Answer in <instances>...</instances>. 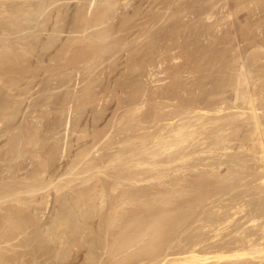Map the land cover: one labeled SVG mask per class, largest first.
<instances>
[{"label": "rangeland", "instance_id": "rangeland-1", "mask_svg": "<svg viewBox=\"0 0 264 264\" xmlns=\"http://www.w3.org/2000/svg\"><path fill=\"white\" fill-rule=\"evenodd\" d=\"M48 1L0 0V264H264V0Z\"/></svg>", "mask_w": 264, "mask_h": 264}, {"label": "bare ground", "instance_id": "bare-ground-1", "mask_svg": "<svg viewBox=\"0 0 264 264\" xmlns=\"http://www.w3.org/2000/svg\"><path fill=\"white\" fill-rule=\"evenodd\" d=\"M43 1H44V0H43ZM43 1L41 0V2H43ZM17 2H18V1H17ZM25 2H26V1H25ZM39 2H40V1H39ZM45 2H46V0H45ZM47 2H49V1L47 0ZM47 2H46V3H47ZM93 2H94V0H93ZM46 3H45V4H46ZM96 3H97V1H96ZM103 3H104V2H103ZM45 4L43 3V5H45ZM26 5H27V4H26ZM33 5H34V4H33ZM36 5H37V4H36ZM39 6H40V4H39ZM48 7H49V5H48ZM38 8H39V7H38ZM88 9H89V8H88ZM108 9H109V8H108ZM110 9H111V8H110ZM42 10H43V9H42ZM37 11H38V10H37ZM39 11H40V10H39ZM88 11H89V10H88ZM230 11H231V10H230ZM24 13H25V14L22 15V16H25V15H26V12H24ZM231 13H232V12H231ZM210 15H212V14H210ZM213 15H215V14H213ZM222 15H223V14H222ZM22 16H21V17H22ZM26 16H28V14H27ZM26 16H25V17H26ZM29 16H30V15H29ZM104 16H105V15H104ZM230 16H231V14L229 13V16H228V17H230ZM98 17H99V16H98ZM207 17H208V16H207ZM23 18H24V17H23ZM23 18H22V19H23ZM62 18H63V17H62ZM232 18H233V16H232ZM54 19H55V18H54ZM103 19H104V18H102L101 20H103ZM209 19H210V17H209ZM209 19H208V20H209ZM211 19H213V18L211 17ZM227 19H228V18H227ZM25 20H26V18H25ZM63 20H64V19H63ZM98 20H99V19H98ZM217 20H218V19H217ZM234 20H235V19H234ZM43 21H44V20H43ZM92 21H94V20H92ZM94 22H95V21H94ZM37 23H38V22H37ZM41 23H42V22H41ZM160 23H161V22H160ZM160 23H159V24H160ZM61 24H62V23H61ZM101 24H102V23H101ZM96 25H97V24H96ZM103 25H104V24H103ZM103 25H102V26H103ZM40 26H41V25H40ZM100 26H101V25H100ZM210 26H212V25H210ZM91 27H92V25H91ZM97 27H98V25H97ZM11 30H12V29H11ZM53 30H54V29H53ZM88 30H90V29H88ZM53 32H55V31H53ZM97 32H98V31H97ZM99 32H100V31H99ZM234 32H235V31H234ZM108 33H109V32H108ZM237 34H238V33H237ZM52 35H53V34H52ZM96 35H97V34H96ZM117 35H118V34H117ZM234 35H235V34H234ZM26 36H27V35H26ZM170 36H171V34H170ZM103 38H104V37H103ZM236 38H237V37H236ZM99 39H100V38H99ZM102 40H103V39H102ZM236 40H237V39H236ZM57 43H58V42H57ZM152 44H153V43H152ZM238 46H240V45H238ZM239 50H240V49H239ZM30 51H31V50H30ZM242 51H243V50H241V52H242ZM238 52H239V51H238ZM241 52H239V54H238V57H239V58H240V56H241V60H240L241 65H240V68H239V69H240V70H239L240 73L236 71L237 73L240 74V76L237 75V77H238V78H239V77H240V78L242 77V78L244 79V83H245V85H244V83H241V84H243L244 86L249 87L248 85L251 84V83H250V80H251V79H250V75H251V73L249 74V72H250V71H249V70H250V64H251V63H250V64H247V61L245 60V58H244V56H243V54H242ZM244 54H245V53H244ZM214 60H215V59H214ZM248 63H249V62H248ZM170 64H171V63H170ZM236 64H237V63H236ZM221 65H222V64H221ZM232 66H233V64H232ZM173 67H174V66H173ZM92 68H93V67H92ZM166 68H167V67H166ZM230 70H231V69H230ZM252 71H253V70H252ZM252 71H251V72H252ZM161 72H162V71H161ZM253 72H254V71H253ZM177 74H178V73H177ZM242 78H241V79H242ZM251 78H252V77H251ZM241 79H238L237 82H241V81H242ZM249 79H250V80H249ZM252 79H253V78H252ZM255 79H256V78H255ZM239 80H240V81H239ZM253 80H254V79H253ZM254 81H255V80H254ZM254 81H253V84H254ZM242 82H243V81H242ZM256 83H257V82H256ZM237 84H239V83H237ZM160 86H161V85H160ZM188 86H189V85H188ZM216 86H217V85H216ZM239 86H240V85H239ZM241 86H242V85H241ZM241 86H240V87H241ZM250 86H251V85H250ZM218 87H219V86H218ZM218 87H215V88H218ZM240 87H237V88H240ZM247 87L245 88L246 90H247ZM253 87H254V86H253ZM253 87H252V88H253ZM165 88H166V87H165ZM221 88H222V87H220V89H221ZM234 88H235V87H234ZM242 88H243V87H242ZM242 88H241V89H242ZM252 88H251V90H252ZM139 89H140V88H139ZM218 89H219V88H218ZM248 89H249V88H248ZM165 90H166V89H165ZM235 90H236V89H235ZM253 90H254V89H253ZM253 90H252V91H253ZM156 91H157V90H156ZM229 91H230V90H229ZM231 91H232V90H231ZM236 91H237V90H236ZM239 91H240V90H239ZM247 91H248L247 93H245L246 91H245V92L242 91L243 93H245V96H246V94H248V95L251 94V93H249V90H247ZM252 91H251V92H252ZM237 92H238V91H237ZM253 92H254V91H253ZM253 92H252V93H253ZM164 93H165V92H164ZM239 93H240V92H239ZM207 94H208V93H207ZM235 94H236V93H235ZM237 94H238V93H237ZM237 94H236V96H235L236 98H237V96L240 97V95H241L242 93L239 94V95H237ZM152 95H153V94H152ZM230 95H231V94H230ZM248 95H247V96H248ZM73 96H74V95H73ZM228 96H229V95H228ZM247 96H246V98H248ZM239 97H238V98H239ZM243 97H244V95H243ZM249 97H250V96H249ZM238 98H237V99H238ZM240 99H244V100H245V98H240ZM218 100H219V99H218ZM244 100H243V101H244ZM249 100H250V102H249ZM249 100H248V106H249V104H251L250 106H252V109L254 110L253 113H255L256 110H258V109H257V106L255 105V102H257V101L254 102V100H256V99H255V97L253 98V95L251 96V98H250ZM72 101H73V100H72ZM168 101H169V100H168ZM170 101H171V100H170ZM246 101H247V100L244 101L245 104H246ZM198 102H199V101H198ZM224 103H225V102H224ZM244 103H243V104H244ZM234 104H235V103H234ZM240 105H241V104H240ZM259 105H260V104H259ZM162 106H163V105H162ZM189 106H190V105H189ZM219 106H220V105H219ZM228 106H229V105H228ZM238 106H239V105H238ZM234 107H235V105H234ZM167 108H168V107H167ZM167 108H164V109L167 110ZM209 108H210V107H209ZM230 108H231V107H230ZM241 108H242V107H241ZM243 109H244V108H243ZM247 109H248V108H247ZM249 109H250V108H249ZM191 110H192V109H191ZM198 110H199V109H198ZM253 110H252V111H253ZM261 110H262V109H260V111H261ZM163 111H164V110H163ZM176 113H177V112H176ZM246 113H247V112H246ZM251 113H252V112H251ZM259 113H260V112H258V114H257V112H256V114H254L255 116L252 115V114H250V115H252V116H253V119H255L256 116H259ZM262 113H263V112H262ZM238 114H240V113H238ZM242 115H243V113H242ZM260 115H263V114H260ZM174 116H175V115H174ZM185 116H186V115H185ZM202 116H204V115H202ZM235 116H236V114H235ZM245 116H246V114H245ZM263 116H264V115H263ZM181 117H182V116H181ZM241 117H242V116H241ZM241 117H240V118H241ZM250 117H251V116H250ZM250 117H249V118H250ZM226 118H227V117H226ZM247 118H248V117H247ZM247 118H246V119H247ZM258 118H259V117H258ZM192 119H193V118H192ZM192 119H191V120H192ZM201 119H202V118H201ZM263 119H264V118H263ZM263 119H262V120H263ZM194 120H195V119H194ZM215 120H216V119H215ZM217 120H218V119H217ZM247 120H248V119H247ZM251 120H252V119H250V122H251ZM255 120H257V119H255ZM170 121H172V120H170ZM197 121H198V120H197ZM200 121H201V120H200ZM252 121H253V120H252ZM260 121H261V119H260ZM260 121H259V120H257L256 122L253 121V122H255L254 124H256V125H255V127H256L255 131H256V132L254 131L255 135H252V134H251V136H250V135H249V134H250L249 132H248V133H249L248 135H249L251 138H252L253 136H255V139H254V137H253V139L256 140V142L253 143V142H254L253 139H252L253 141H250L251 143H253V145H252V149H253V146H255L256 148L259 146V147H260L259 150L262 149V154H263V156H264V127H262V125L264 124V122L262 123V121H261V123H262V125H261V124H260ZM253 122H251V123H253ZM196 123H197V122H196ZM224 123H225V122H224ZM178 124H179V123H178ZM211 124H212V123H211ZM254 124H253V125H254ZM179 126H180V125H179ZM117 127H118V125H117ZM180 127H181V126H180ZM186 127H187V125L185 126V129L182 128L181 130H180V128H179V132H180V134H181V131H182V130H183V131L186 130ZM241 127H242V126H241ZM241 127H240V128H241ZM202 128H203V127H202ZM233 128H234V127H233ZM237 128H238V127H237ZM240 128H239V129H240ZM242 128H243V127H242ZM247 128H248V126H247ZM247 128H246V129H247ZM250 128H251V127H250ZM193 129H194V127H193ZM200 129H201V128H199V130H200ZM221 129H222V128H221ZM235 129H236V128H235ZM54 130H55V129H54ZM197 130H198V129H197ZM197 130H196V131H197ZM250 130H251V129H250ZM37 131H38V130H37ZM42 131H43V130H42ZM174 131H175V130H174ZM174 131H173V132H174ZM177 131H178V130H177ZM177 131H176V132H177ZM183 131H182V134L184 133ZM192 131H193V130H192ZM192 131H191V132H192ZM218 131H219V130H218ZM228 131H229V130H228ZM228 131H227V132H228ZM242 131H243V130H242ZM245 131L247 132V130H245ZM179 132H178V133H179ZM185 132L188 133L187 131H185ZM220 132H221V131H220ZM223 132H225V130H224ZM233 132H234V131L232 130V133H233ZM239 132H241V131H239ZM186 133H185L184 135L181 134V136H182V137H183V136L185 137ZM192 133H195V132H192ZM192 133H190V135H191ZM256 133H257V135H256ZM171 134H172V133H171ZM173 134H174V133H173ZM222 134H223V133H222ZM228 134H229V133H228ZM228 134H227V135H228ZM245 134H246V133H245ZM210 135H211V134H210ZM213 135H214V134H213ZM230 135H231V133H230ZM230 135H229V136H230ZM246 135H247V134H246ZM177 136H178V135H177ZM203 136H204V135H203ZM216 136H217V135H216ZM229 136H227V137H229ZM242 136H243V134H242ZM182 137H181V138H182ZM184 137H183V138H184ZM186 137H187V136H186ZM217 137H218V136H217ZM231 137H232V135H231ZM243 137H245V136H243ZM246 137H248V136H246ZM54 138H55V137H54ZM172 138H173V137H172ZM188 138H189V136H188ZM213 138H214V137H213ZM225 138H226V137H225ZM167 139H169V137H168ZM179 139H180V138H179ZM249 139H250V138H249ZM175 140H176V139H175ZM183 140H184V141H183V143H184V142H185V139H183ZM187 140H188V139H187ZM46 141H47V140H46ZM176 141H177V140H176ZM213 141H214V140H213ZM221 141H222V140H221ZM226 141H227V140H226ZM234 141H235V140H234ZM179 142H180V141H179ZM239 142H240V141H239ZM247 142H248V141H247ZM250 142H249L248 144H251ZM122 143H123V142H122ZM226 143H227V142H226ZM228 143H230V142H228ZM168 145H170V144H168ZM180 145H181V144H180ZM200 145H201V144H200ZM216 145H219V144L216 143ZM216 145H215V146H216ZM245 145H246V144H245ZM232 146H233V145H232ZM240 146H241V145H240ZM240 146H239V147H240ZM242 146H244V145H242ZM149 147H150V146H149ZM164 147H165V146H164ZM210 147H212V146H210ZM210 147H209V148H210ZM226 147H227V146H226ZM131 148H132V147H131ZM167 148H168V146H167ZM216 148H217V147H215V149H216ZM195 149H196V148H195ZM204 149H205V148H204ZM207 149H208V148H207ZM227 149H228V148H227ZM227 149H226V150H227ZM238 149H239V148H238ZM241 149H242V147H241ZM212 150H213V149H212ZM228 150H229V149H228ZM233 150H234V149H233ZM85 151H86V150H85ZM156 151H157V150H156ZM203 151H204V150H203ZM206 151H207V150H206ZM208 151H210V150H208ZM213 151H214V150H213ZM217 151H218V150H217ZM220 151H221V150H220ZM252 151H253V150H252ZM215 152H216V151H215ZM215 152H213V153H215ZM239 152H240V151H239ZM260 152H261V151H260ZM86 153H87V152H86ZM210 153H211V151H210ZM236 153H238V152H236ZM255 153H256V150H255ZM223 154H224V153H223ZM242 154H243V153H242ZM242 154H241V155H242ZM256 155H258V154L256 153ZM79 156H80V155H79ZM153 157H154V156H153ZM96 159H97V158H96ZM148 160H149V159H148ZM145 163H146V162H145ZM148 163H149V162H148ZM136 164H137V163H136ZM220 164H221V163H220ZM240 164H241V163H240ZM150 165H151V164H150ZM150 165H149V166H150ZM154 165H155V164H154ZM226 165H227V164H226ZM137 166H138V165H137ZM151 166H152V165H151ZM211 166H212V165H211ZM232 166H233V165H232ZM242 166H243V165H242ZM76 167H77V166H76ZM153 167H154V166H153ZM205 167H207V166H205ZM213 167H214V166H213ZM218 167H219V166H218ZM220 167H221V166H220ZM263 167H264V166H263ZM155 168H156V167H155ZM155 168H154V169H155ZM75 169H76V168H75ZM242 169H243V168H242ZM263 169H264V168H263ZM214 170H215V169H214ZM214 170H213V171H214ZM217 170H218V169H217ZM220 170H221V169H220ZM47 171H48V170H47ZM237 171H238V170H237ZM72 172H73V170H72ZM220 172H221V171H220ZM45 173H46V172H45ZM213 173H214V172H213ZM232 174H233V173H232ZM243 175H244V174H243ZM39 176H40V174H39ZM221 176H222V175H221ZM231 177H232V176H231ZM61 178H62V177H61ZM48 179H49V178H48ZM247 179H249V178H247ZM139 180H140V179H139ZM262 180H263V178H262ZM242 181H244V180H242ZM260 181H261V180H260ZM263 181H264V180H263ZM82 183H83V182H82ZM94 183H95V182H94ZM248 183H249V182H248ZM256 183H258V182H256ZM70 184H71V183H70ZM57 185H58V184H57ZM57 185H56V186H57ZM96 185H97V184H96ZM245 185H246V184H245ZM103 186H104V185H103ZM242 187H243V186H242ZM22 188H23V187H22ZM95 188H96V187H95ZM32 189H33V188H32ZM98 189H99V188H98ZM10 190H11V189H10ZM56 190H57V189H56ZM90 190H91V189H90ZM258 190H259V189H258ZM104 191H105V190L102 188L101 190H99V193H98V194L95 193V196H94V197H93V195L91 194V195H92V198H91V196H90L91 201H90V199H89V201H90L89 204H91V205H90V208L88 207L91 211H94L95 209H96L95 211H99L101 208L104 207L105 202H106V200H104V198H105V197H104V194H105ZM256 191H257V190H256ZM97 192H98V191H97ZM92 193H94V192H92ZM96 194H97V195H96ZM56 195H57V194H56ZM75 195H76V194H75ZM75 195H74V196H75ZM77 195H78V194H77ZM156 195H157V194H156ZM166 195H167V194H166ZM181 195H182V194H181ZM167 196H168V195H167ZM78 197H79V196H78ZM103 197H104V198H103ZM155 197H156V196H155ZM163 197H164V196H163ZM67 198H68V197H67ZM73 198L76 200L75 197H73ZM79 198H80V197H79ZM68 199H70V197H69ZM68 199H66L65 202H68V203H69V200H68ZM115 199H116V198H115ZM152 199H153V198H152ZM167 199H168V198H167ZM32 200H33V199H32ZM79 200H80V199H79ZM71 201H72V200H71ZM84 201H85V200H84ZM165 201H166V200H165ZM171 201H172V200H171ZM72 202H73V201H72ZM75 202H76V201H75ZM80 202H81V201H80ZM80 202H79V203H80ZM79 203H78V201H77V204L80 206ZM82 203H83V202H82ZM125 203H126V202H125ZM154 203H155V202H154ZM70 204H71V203H70ZM70 204H69V205H70ZM72 204H73V203H72ZM72 204H71V206H70V210L73 209V208H71V207L74 206V205L72 206ZM75 204H76V203H75ZM106 204H107V203H106ZM117 204H118V203H117ZM128 204H129V203H128ZM163 204H165V203H163ZM168 204H169V203H168ZM168 204H167V205H168ZM241 204H242V203H241ZM64 205H66L65 209L69 207L68 204H64ZM67 205H68V207H67ZM84 205H85V207L87 208L88 205H87L86 202H85V204L83 203V206H84ZM86 205H87V206H86ZM120 205H121V204H120ZM122 205H123V204H122ZM132 205H133V204H132ZM75 206H76V205H75ZM79 206H76V207L79 208ZM81 206H82V205H81ZM83 206H82V209L84 208ZM105 206L107 207V205H105ZM141 206H142V205H141ZM218 206H219V205H218ZM243 206H244V205H243ZM57 207H58V206H57ZM106 207H104L103 209L105 210ZM78 208H76V209H78ZM80 208H81V207H80ZM80 208H79V209H80ZM88 208H87V209L84 208V209L82 210V211L84 212V214L89 213V212H87V211H88ZM236 208H237V207H236ZM244 208H247V207H244ZM66 210H67V209H66ZM80 210H81V209H80ZM80 210H78V212H79ZM84 210H86V213H85ZM90 210H89V211H90ZM175 210H176V209H175ZM67 211H69V208H68ZM73 211H74V210H73ZM75 211H76V210H75ZM91 211H90V212H91ZM95 211H94V212H95ZM101 211H102V210H101ZM127 211H128V210H127ZM64 212H65V211H64ZM78 212H77V214H78ZM104 212H105V211H104ZM104 212H103V213H104ZM243 212H244V211H243ZM67 213L70 214V212H67ZM79 213H80V212H79ZM92 213H93V212H92ZM103 213H102V214H103ZM165 213H166V212H165ZM71 214H72V213H71ZM84 214L81 213L82 216H83ZM90 214H91V213H90ZM90 214H88V216H90ZM93 214H95V213H93ZM104 214H105V213H104ZM155 214H156V213H155ZM236 214H237V213H236ZM254 214H255V213H254ZM65 215H67L66 218H69V219H70L71 216H73V215H71V216L68 217V214L64 213V216H65ZM78 215H80V214H78ZM163 215H164V214H163ZM251 215H252V214H251ZM11 216H12V215H11ZM64 216H61V217H64ZM91 216H92V215H91ZM97 216H98V212H97ZM99 216H100V215H99ZM170 216H171V215H170ZM263 216H264V215H263ZM61 217H60V218H61ZM94 217H95V215H94ZM94 217H93V218H94ZM161 217H162V216H161ZM261 217H262V216H261ZM43 218H44V217H43ZM64 218H65V217H64ZM73 218H74V217H73ZM76 218H77V216H76ZM83 218H84V217H83ZM83 218H82V219H83ZM86 218H88V217H86ZM86 218H85V219H86ZM89 218H91V217H89ZM89 218H88V219H89ZM134 218H135V217H134ZM164 218H165V215H164ZM61 219H62V218H61ZM71 219H72V218H71ZM77 219H78V218H77ZM79 219H80V218H79ZM79 219H78V220H79ZM85 219H83V220H85ZM139 219H141V218H139ZM153 219H154V218H153ZM255 219H256V218H255ZM63 220H64V219H63ZM66 220H67V219H66ZM78 220H77V222H78ZM83 220H82V221H83ZM89 220H90V219H89ZM89 220H88V221H89ZM111 220H112V219H111ZM114 220H115V219H114ZM60 221H61V220H60ZM67 221H69V220H67ZM86 221H87V219H86ZM88 221H87V223H88ZM128 221H129V220H128ZM131 221H132V220H131ZM255 221H256V220H255ZM18 222H19V221H18ZM70 222H71V220H70ZM77 222H76L75 224H78ZM97 222H98V221H97ZM119 222H120V221H119ZM134 222H135V221H134ZM155 222H156V221H155ZM160 222H161V221H160ZM251 222H252V221H251ZM65 223H67V224H66V225H63V224L61 223V225L65 226V228H62V229H61L62 232H63V229H68V227L66 228V226H68L69 224H68V222H65ZM80 223H81V222H80ZM83 223H84V222H83ZM83 223H81V224L84 225ZM114 223H115V222H114ZM151 223H152V222H151ZM71 224H72V223H71ZM71 224H70L69 226H71ZM85 224H86V223H85ZM110 224H111V223H110ZM136 224H138V222H136ZM140 224H141V223H140ZM149 224H150V223H149ZM156 224H157V223H156ZM78 225H79V224H78ZM78 225H77V226H78ZM112 225H113V224H112ZM116 225H117V224H116ZM144 225H145V224H144ZM63 226H62V227H63ZM74 226L76 227V225H73L72 227L74 228ZM79 226L81 227V225H79ZM79 226H78V227H79ZM133 226H134V225H133ZM149 226H150V225H149ZM111 227H112V226H111ZM127 227H128V226H127ZM138 227H139V226H138ZM151 227H152V226H151ZM157 227H158V226H157ZM70 228H71V227H70ZM76 228H77V227H76ZM84 228L86 229V226L81 227L80 229L82 230V229H84ZM87 228H88V225H87ZM125 228H126V227H125ZM51 229H52V228H51ZM80 229H79V230L73 229V230H76L75 233L77 234V231H80ZM85 229H84V230H85ZM97 229H98V228H97ZM130 229H131V228H130ZM135 229H137V227H136ZM149 229H150V228H149ZM49 230H50V229H49ZM57 230H58V229H57ZM90 230H91V229H90ZM90 230H89V231H90ZM99 230H101V229H99ZM53 231H54V230H51L52 233H53ZM61 231H60V233H62ZM82 231H83V230H82ZM85 231H86V236H87V237L84 236V233H85V232L83 233V236L86 237V238H88V237H89V235H87V233H88L87 231H88V230L86 229ZM92 231H94V230H92ZM92 231H91V232H92ZM112 231H113V230H112ZM142 231H143V230H142ZM156 231H157V228H156V230H155L154 232H156ZM49 232H50V231H49ZM91 232L88 233V234H90V236H91V234H92ZM98 232H99V231H98ZM54 233H55V232H54ZM54 233H53V235H55ZM63 233H65V232H63ZM78 233H79V232H78ZM94 233H95V231H94ZM94 233H93V234H94ZM120 233H121V231H120ZM131 233H132V232H131ZM137 233H138V232H137ZM156 233H157V232H156ZM156 233H155V234H156ZM49 234H51V233H49ZM58 234H59V233H58ZM95 234H96V233H95ZM98 234H99V233H98ZM121 234H122V233H121ZM124 234H125V233H124ZM147 234H148V232H147ZM77 235H78V234H77ZM99 235H100V234H99ZM132 235H133V234H132ZM140 235H141V234H140ZM148 235H149V234H148ZM57 236H58V235H57ZM71 236H72V235H71ZM74 236H75V235H73L72 237H74ZM80 236H82V235L80 234ZM83 236H82V237H83ZM92 236H93V235H92ZM92 236H91V237H92ZM151 236H152V235H151ZM151 236H150V237H151ZM155 236H156L155 238H157V235H155ZM47 237H48V236H47ZM51 237H52V236H51ZM142 237H143V236H142ZM4 238H5V237H4ZM55 238H56V237H55ZM76 238H78V237H76ZM80 238H81V237H80ZM89 238H90V237H89ZM94 238H95V237H94ZM119 238H120V237H119ZM130 238H131V237H130ZM57 239L59 240V238H57ZM73 239H75V237H74ZM73 239L71 238V240H73ZM81 239H82V238H81ZM81 239H80L79 241H81ZM83 239H84V238H83ZM83 239H82V240H83ZM90 239H91V238H90ZM90 239H89V240H90ZM122 239H123V238H122ZM122 239H121V241H123ZM125 239H126V238H125ZM128 239H129V238H128ZM133 239H134V238H133ZM136 239H137V237H136ZM136 239H134V242H135ZM141 239H144V238H141ZM54 240H56V239H54ZM87 240H88V239H87ZM95 240H96V238H95ZM98 240H99V239H98ZM155 240H156V239H155ZM252 240H253V239H252ZM63 241H64V240H63ZM79 241H78V242H79ZM84 241H85V239H84ZM92 241L94 242V240H92ZM92 241H91V242L88 241V242L92 243ZM99 241H100V240H99ZM104 241H105V240H104ZM121 241H120V243H121ZM129 241H131V240H129ZM157 241H158V240H157ZM263 241H264V240H263ZM73 242H74V241H73ZM75 242H76V240H75ZM125 242H126V241H125ZM127 242H128V241H127ZM136 242H137V241H136ZM249 242H250V241H249ZM258 242H259V241H258ZM83 243H84V242H83ZM122 243H123V245H124V242H122ZM137 243H138V242H137ZM137 243H136V244H135V243L133 244L132 241L130 242V244H133V247H134L135 245H136L135 247H137V246L139 247V245H140L141 243H140L139 245H138ZM148 243H149V242H148ZM33 244H34V243H33ZM35 244H36V243H35ZM62 244H63V243H62ZM96 244H97V243H96ZM117 244H119L118 241L116 242V246H117ZM142 244H143V243H142ZM142 244H141V245H142ZM144 244H145V243H144ZM149 244H150V243H149ZM237 244H238V243H237ZM237 244H236V245H237ZM242 244H243V242H242ZM248 244H249V243H248ZM81 245H83V244H81ZM85 245H86V242H85L84 246H85ZM94 245H95V243L93 244V246H94ZM110 245H111V244H110ZM112 245H113V244H112ZM120 245L122 246V244H120ZM125 245L127 246V243H125ZM227 245H228V244H227ZM249 245H250V244H249ZM251 245H252V244H251ZM254 245H257V244H254ZM90 246H91V244H90ZM90 246H89V248H90ZM102 246H105V245L102 244ZM114 246H115V245H114ZM114 246H113V247H114ZM128 246H129V245H128ZM131 246H132V245H131ZM131 246H130V248H133V247H131ZM144 246L146 247V244H145ZM147 246H148V244H147ZM151 246H153V245H151ZM154 246H156V245H154ZM154 246L151 247V249L154 250V249H155ZM230 246H231V245H230ZM240 246H241V244H240ZM246 246H248V245H246ZM261 246H262V245H261ZM91 247H92V246H91ZM95 247H96V246H95ZM124 247H125V246H124ZM135 247H134V248H135ZM145 247H144V248H145ZM149 247H150V245H149ZM243 247H244V246H243ZM250 247L252 248V246H250ZM253 247H254V246H253ZM117 248H118V251H119V249H121V247H120L119 245H118V247H116V250H117ZM127 248H128V247H127ZM139 248H141V247H139ZM146 248H147V247H146ZM238 248H240V247H238ZM254 248H255V250H256V249H259L260 247H259V248H258V247L256 248V246H255ZM254 248H253V249H254ZM98 249H99V248H98ZM100 249H101V248H100ZM122 249H123V248H122ZM125 249H126V248H125ZM224 249H225V248H224ZM229 249H230V248H229ZM243 249H245V248H243ZM90 250H91V248H90ZM96 250H97V249H96ZM132 250H134V249H132ZM135 250H137V249H135ZM135 250H134V251H135ZM155 250H156V249H155ZM227 250H228V249H227ZM231 250H232V249H231ZM235 250H237V249H235ZM255 250H253V251H254V252H253L252 250H248V249H247V251H249V253L252 251V253H254V254L257 253V250H256V252H255ZM263 250H264V248H262V251H263ZM98 251H100V250H98ZM102 251H103V250H102ZM111 251H112V250H111ZM128 251H129V249H128ZM128 251H127V253H129ZM134 251H133V252H134ZM146 251H147V250H146ZM148 251H150V250H148ZM222 251H224V250H222ZM242 251H243V250H241V252H242ZM93 252H94V251H93ZM115 252H116V251H115ZM135 252H136V251H135ZM142 252H144V251L142 250ZM150 252H151V251H150ZM152 252H155V251H152ZM220 252H221V251H220ZM236 252H237V251H236ZM239 252H240V251H239ZM241 252H240V253H234V251H233V254H230V253L228 252V254H229L228 257H231V259H232V257H235V258H236V257H238L239 255L242 256V253H241ZM243 252H244V251H243ZM263 252H264V251H263ZM110 253H111V252H110ZM119 253H121V252H119ZM131 253H132V252H131ZM136 253H137V252H136ZM140 253H141V251H140ZM231 253H232V252H231ZM249 253L247 252V256H248ZM252 253H250L249 256H251ZM258 253H261V251L259 250ZM83 254H84V253H83ZM121 254H122V253H121ZM121 254H120V255H121ZM124 254H126V252H124ZM124 254H123V256H124ZM134 254H135V253H134ZM134 254H133V255H134ZM141 254H142V253H141ZM146 254H147V253H146ZM190 254H191V253H190ZM217 254H219V255H217ZM217 254H216L217 256H215V257H218V258L223 257V256H222L223 252H222V253H219V252H218ZM220 254H221V255H220ZM225 254L227 255V253H225ZM243 254H244V253H243ZM254 254H253V255H254ZM93 255H94V254H93ZM98 255H99V252H98ZM98 255L96 254V256H98ZM102 255H103V254H102ZM111 255H113V254H111ZM144 255H145V254H144ZM150 255H151V254H150ZM152 255H153V253H152ZM196 255H197V254H196ZM196 255L194 254V255H191L192 258L190 257L191 259H193V261H192L193 263H195V262H194V261L196 260L195 257L197 258V257L199 256V255H197V256H196ZM214 255H215V254H214ZM245 255H246V253H245ZM94 256H95V255H94ZM94 256H93V257H94ZM96 256H95V258H96ZM107 256H108V255H107ZM113 256H114V255H113ZM117 256H119V255H117ZM128 256H129V255H128ZM130 256H132V255H130ZM130 256H129V257H130ZM137 256H138V255H137ZM207 256H208V255H207ZM241 256H239V257H241ZM254 256H255V255H254ZM254 256H253V258H254ZM91 257H92V255H91ZM100 257L102 258L103 256H100ZM124 257H125V256H124ZM126 257H127V256H126ZM193 257H194V258H193ZM200 257L203 258L204 256H200ZM205 257H206V256H205ZM210 257H211V256H209V258H206V259H210ZM239 257L237 258V259H239L238 262H240V258H239ZM244 257H245V256H244ZM256 257H257V256H256ZM127 258H128V257H127ZM151 258H152V257H151ZM190 258H189L188 260H190ZM211 258H213V256H212ZM225 258H226V257H225ZM260 258H261V257H260ZM263 258H264V257H263ZM99 259H100V258H99ZM194 259H195V260H194ZM204 259H205V258H204ZM204 259H203V260H204ZM206 259H205V260H206ZM226 259H227V258H226ZM226 259H225V260H226ZM231 259H230V261H231ZM233 259H234V258H233ZM241 259H243V257H242ZM245 259L247 260V258H245ZM89 260H91V259H89ZM93 260L95 261V259H93ZM111 260H112V259H111ZM118 260H119V259H118ZM124 260H126V259H124ZM127 260H129V259H127ZM155 260H156V259H155ZM198 260H199V261H202V259H199V258H198ZM198 260H197V262H199ZM205 260H204V261H205ZM219 260H220V259H219ZM223 260H224V259H223ZM235 260H236V259H235ZM246 260H245V261H246ZM248 260H249V258H248ZM94 261H93V262H94ZM97 261H98V258H97ZM134 261H135V260H134ZM243 261H244V260H243ZM254 261H255V260H254ZM254 261L252 260V263H253ZM127 262H128V261H127ZM231 262H232V261H231ZM231 262H229V263H231ZM234 262H235V261H234ZM234 262H232V263L234 264ZM250 262H251V261H250ZM255 262H256V261H255ZM117 263H118V262H117ZM124 263H125V262H123V264H124ZM235 263H236V262H235ZM246 263H247V262H246ZM246 263H245V264H246ZM252 263H250V264H252ZM125 264H126V263H125ZM153 264H154V263H153ZM225 264H228V262H227V263L225 262ZM236 264H237V263H236ZM239 264H240V263H239ZM242 264H243V263H242ZM247 264H248V263H247ZM253 264H254V263H253Z\"/></svg>", "mask_w": 264, "mask_h": 264}]
</instances>
